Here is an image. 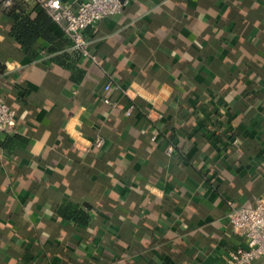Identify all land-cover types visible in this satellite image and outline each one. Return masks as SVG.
I'll list each match as a JSON object with an SVG mask.
<instances>
[{"label":"crops","instance_id":"obj_1","mask_svg":"<svg viewBox=\"0 0 264 264\" xmlns=\"http://www.w3.org/2000/svg\"><path fill=\"white\" fill-rule=\"evenodd\" d=\"M120 1L86 32L94 63L55 23L69 43L24 55L10 15L43 8L0 0V91L18 117L0 136V264H227L247 247L228 214L264 197V0ZM107 191L119 204L91 230L56 212Z\"/></svg>","mask_w":264,"mask_h":264},{"label":"built area","instance_id":"obj_2","mask_svg":"<svg viewBox=\"0 0 264 264\" xmlns=\"http://www.w3.org/2000/svg\"><path fill=\"white\" fill-rule=\"evenodd\" d=\"M40 5L52 18V21L60 27L72 42V47L84 57L98 63L97 58L89 51L90 43L86 32L95 30L98 24L112 16L123 12L127 3L120 0H72L71 4H65L63 0H33ZM6 8H10L13 0H2ZM106 96L103 103L114 105L110 94L119 92L109 81L104 87ZM127 95V92H124ZM133 107L128 110L130 115ZM161 118L159 115L157 120ZM156 120V121H157ZM155 121V120H154ZM17 133L16 114L7 104L0 93V136L2 134ZM156 133L152 141H156ZM105 139L97 138L89 146H81L84 151L89 149H101L105 145ZM173 154V149L168 150ZM229 223L233 231L244 238L246 248H238L230 254L227 264H254L257 260H264V197L257 200L252 207H239L235 203H229Z\"/></svg>","mask_w":264,"mask_h":264},{"label":"trees","instance_id":"obj_3","mask_svg":"<svg viewBox=\"0 0 264 264\" xmlns=\"http://www.w3.org/2000/svg\"><path fill=\"white\" fill-rule=\"evenodd\" d=\"M17 10L19 13L15 12L12 14V16L10 15L12 21L10 37L15 41V44L19 50L27 57L35 59L38 56L39 51L44 50L46 47H48L50 51H54L55 49H61L62 47H65L67 43H69L67 40L63 39V34L61 31L58 32L57 30L53 29L54 22L52 21L51 16L45 10L40 9L39 6L36 7V9L33 8L29 10L26 7L19 6V9ZM63 58L66 60L68 59L67 57H60L59 59ZM72 58L73 60L75 59L73 56ZM74 63H80L79 59L74 60ZM62 64L64 65L65 62L63 61ZM83 78L84 74L82 73L76 76L74 74V79L77 82H81ZM114 87H118L119 91H122L121 86L114 84ZM0 93L2 96H4L1 91ZM14 112L16 114L17 124L18 117L15 110ZM178 133L180 139L183 141H191L194 143L197 141L196 136L189 134L187 131H179ZM157 140L153 141L154 146H160L163 148L162 150H164L165 153L167 152V155H169L167 149L168 147L158 145L159 141ZM1 145L2 144H0V149L6 148L5 144L2 146ZM108 193L109 191H107L104 200L98 197L93 198L89 202L84 201L83 203L78 204L70 201L64 202L57 206L56 212L63 221L72 222L76 229L80 231L91 230L92 226L94 225V218L92 217L91 212L94 211L98 215H105L106 213L113 212L117 208V204H119V199ZM156 259H158V257H156ZM158 260L161 262V264H170L169 259L159 258Z\"/></svg>","mask_w":264,"mask_h":264}]
</instances>
